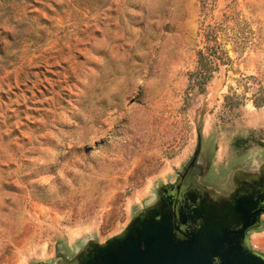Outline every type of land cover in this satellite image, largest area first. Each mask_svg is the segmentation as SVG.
Masks as SVG:
<instances>
[{"label":"rangeland","instance_id":"rangeland-1","mask_svg":"<svg viewBox=\"0 0 264 264\" xmlns=\"http://www.w3.org/2000/svg\"><path fill=\"white\" fill-rule=\"evenodd\" d=\"M194 156L215 206L264 175V0H0V264H79Z\"/></svg>","mask_w":264,"mask_h":264},{"label":"water","instance_id":"water-1","mask_svg":"<svg viewBox=\"0 0 264 264\" xmlns=\"http://www.w3.org/2000/svg\"><path fill=\"white\" fill-rule=\"evenodd\" d=\"M167 189L162 207L136 218L122 236L92 248L79 264H264V253L250 248L227 220L210 227L197 217L199 228L189 230L193 218L180 214L176 226L165 207Z\"/></svg>","mask_w":264,"mask_h":264},{"label":"flooded vegetation","instance_id":"flooded-vegetation-1","mask_svg":"<svg viewBox=\"0 0 264 264\" xmlns=\"http://www.w3.org/2000/svg\"><path fill=\"white\" fill-rule=\"evenodd\" d=\"M196 160L195 157L190 166L191 159L178 175L175 183L163 193L165 207L171 212L173 223L180 228L181 219L177 216L180 214L193 218L192 223L187 221L186 226L189 230H191L190 226L193 229L199 228L198 219L203 220L210 227L219 222L225 223L227 220L231 230L238 235L244 234L252 248L249 243L250 233L264 227V175L253 182L244 181L245 185L237 183L233 187L234 183L231 187L234 192L228 193L227 196L222 194L223 197L217 200L219 206H215L211 197L200 190L193 181L196 176L194 171ZM225 184L226 188L230 189L227 187V181Z\"/></svg>","mask_w":264,"mask_h":264}]
</instances>
